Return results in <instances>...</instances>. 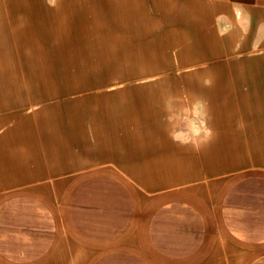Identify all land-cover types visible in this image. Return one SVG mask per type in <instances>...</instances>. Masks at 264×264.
<instances>
[{"label":"crops","instance_id":"obj_1","mask_svg":"<svg viewBox=\"0 0 264 264\" xmlns=\"http://www.w3.org/2000/svg\"><path fill=\"white\" fill-rule=\"evenodd\" d=\"M8 5L14 9L0 10V57L9 52L15 58L12 70L0 67V86L9 81L20 101L3 105L0 95V109L20 111L0 137V177L13 167L35 178L77 160L59 143L84 135L86 120L105 121L114 137L120 129L129 156L146 160L144 169L129 165L128 172L149 174V183L198 178L240 159L244 150L264 161V105L241 102L252 89L264 95V0ZM19 14L37 26H17ZM35 39L58 49L46 51ZM74 63L85 72H72ZM212 75L224 80L227 96L190 95L186 79L209 87L205 79ZM108 86L118 89L90 92ZM47 100L52 107L23 113L28 102ZM193 103L206 105L217 131L201 154H187L188 146L169 134L172 126L182 131L190 113L174 105ZM11 119L1 117L0 127ZM242 122L243 142L236 128ZM190 125L193 131L198 126L194 111ZM102 131L95 130L101 137ZM35 137L49 142L44 150L29 145ZM32 163L37 171L28 169ZM215 185L148 192L105 168L8 189L0 193V264H264V169H246Z\"/></svg>","mask_w":264,"mask_h":264},{"label":"rangeland","instance_id":"obj_2","mask_svg":"<svg viewBox=\"0 0 264 264\" xmlns=\"http://www.w3.org/2000/svg\"><path fill=\"white\" fill-rule=\"evenodd\" d=\"M9 0H0V10L2 11H11L14 8L8 5ZM9 15V14H7ZM5 15H2V17ZM18 23L17 26H25L26 24H30L33 26H37V23L29 21V16L26 14H19L15 17ZM4 24V23H3ZM39 31V30H37ZM35 41L44 43L45 39H35ZM44 49L46 51H54L57 50L58 47L45 45L43 44ZM65 47H61L60 50H64ZM51 57H64V58H75L80 57L77 55L70 54H62V55H54L48 54ZM13 58L15 56L6 52L3 56L0 57V67L3 70H12L13 69ZM202 66H208L211 63L209 62H201L199 63ZM73 71L74 73H84L80 70L79 65L74 63ZM78 67V68H77ZM176 71V70H174ZM89 73V72H86ZM214 75L210 76L205 82L207 84H214L217 82V79L213 78ZM144 82V79L137 80L136 82ZM187 85V81H186ZM118 89L117 86H108L106 88L97 89L90 92H99V93H113ZM89 93L79 92L77 94H73L72 97H80L81 95ZM0 95L2 97L1 103L3 105H16L20 98L17 95L16 91L13 89V85L9 81H4L2 86H0ZM190 95H198L197 92L190 93ZM66 98H62V101ZM53 103V101H31L28 102L27 105L24 106L23 113L27 115H34L36 111L41 110L44 107H52L53 105H49ZM180 103L178 99L177 104ZM174 105V107H180L182 109L189 110V114H185L183 118V130L178 131L176 127L172 126L170 128L169 134L170 139L174 140L173 142L178 144L179 146H183V148H187V154H190V151H193L194 154H201L203 149L207 146L208 143L213 139L216 134V130L211 126L209 115L206 111V105ZM165 108H169L172 105H163ZM20 108L15 107L11 109H0V118H4L5 116H11V120L6 124L0 127V137L3 132L6 130L7 126H13V114L19 113ZM63 109L60 108L57 110V113L61 112ZM197 116L198 126L193 131L190 125V119L192 117V113ZM84 126V135H80L79 137H65L64 142H60V146L67 149L69 152L75 154V156L79 157L77 160L69 159V164L64 168L60 169L56 172H45V174L32 178L31 176H26L23 174H16L13 172V167L10 168L11 174L8 176L0 177V193L5 192L8 189L20 190L28 187H36L41 182L46 180H53L57 178H62L65 181L69 180L72 177L79 176L80 174H84L85 172L111 168L125 177L130 183L138 187V189L148 192L158 191L164 188L179 186V185H190L200 182H214L217 185L224 182L226 179L236 174L237 172L246 170V169H255V168H263L264 169V161H261L259 157L255 156L252 151L240 152L241 158L231 161L229 164L223 166L222 168H218L216 170L205 171L198 178H191L187 180H183L181 182H167V183H149V174L140 173V176L136 173L128 172V166L133 165L138 170L144 169L140 163H144L146 160L144 158H139L137 154H134L136 157H130V152L126 148V138L122 137V131L120 129H116V136H113V128L110 127L105 121L99 120H86L83 123ZM99 127H103L102 137L98 136L95 130ZM239 131V137L241 138V142H243L248 134L243 131L244 123H238L236 126ZM105 144V149L100 151L99 147L101 144ZM49 144L46 140H40V137H35V139H31L29 145L33 147L34 145H38L39 150H44L46 146ZM44 146V147H43ZM103 152V153H101ZM0 153V159L3 158ZM102 154V155H101ZM78 161V162H77ZM140 165V166H139ZM146 168V167H145ZM150 170L153 167H148ZM147 168V169H148ZM28 169L30 171H37V167L32 163ZM4 172V171H2ZM152 176V175H151ZM215 185V186H216Z\"/></svg>","mask_w":264,"mask_h":264},{"label":"bare ground","instance_id":"obj_3","mask_svg":"<svg viewBox=\"0 0 264 264\" xmlns=\"http://www.w3.org/2000/svg\"><path fill=\"white\" fill-rule=\"evenodd\" d=\"M257 68H258V70H262V65L259 64ZM249 70H250V72L252 71L251 68ZM215 79H217V82L210 85L209 87H206V85H201L200 81L198 82V79H194V78L186 79L187 88L189 90V93L197 92L198 95L202 94V95H204V97H207L208 99H215V98L217 99V98L227 96L228 95L227 94V86L225 85L224 80L218 79V78H215ZM262 84H263V82H262ZM256 91H257V89H252L250 91L249 95L243 94V97L241 99V102L243 103V105H246L248 103L251 105H264V95L262 93L256 92ZM245 108L247 109L248 107L246 106ZM246 111H248V109ZM252 117H254V116H252Z\"/></svg>","mask_w":264,"mask_h":264}]
</instances>
